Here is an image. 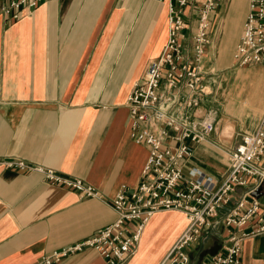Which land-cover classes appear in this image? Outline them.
Returning <instances> with one entry per match:
<instances>
[{
    "label": "crops",
    "instance_id": "1",
    "mask_svg": "<svg viewBox=\"0 0 264 264\" xmlns=\"http://www.w3.org/2000/svg\"><path fill=\"white\" fill-rule=\"evenodd\" d=\"M0 0V158H18L94 185L101 196L47 180L39 170L0 164V264H43L55 248L114 221L110 199L136 185L148 156L135 138L127 97L168 37L165 0H43L30 14L9 19ZM201 0L184 7L183 44L190 54ZM249 0H218L209 12L196 114L210 111L214 129L193 143L184 163L221 180L228 155L264 113V63L240 64L235 49ZM259 163L264 165V155ZM220 214L246 191L264 200V182L248 177ZM187 224L184 212L159 210L147 221L134 254L120 264H161ZM130 225H133L131 223ZM256 222L247 223L249 230ZM189 248V264H207L223 250L228 227L220 221ZM210 241V242H209ZM49 264H109L84 247ZM240 264H264V231L241 240Z\"/></svg>",
    "mask_w": 264,
    "mask_h": 264
},
{
    "label": "built area",
    "instance_id": "2",
    "mask_svg": "<svg viewBox=\"0 0 264 264\" xmlns=\"http://www.w3.org/2000/svg\"><path fill=\"white\" fill-rule=\"evenodd\" d=\"M43 0H6L1 12L9 19L30 14ZM168 4V37L162 51L151 58L143 76L134 84L127 97L129 117L137 125L135 138L148 146V156L139 182L122 186L110 199L117 216L114 221L92 234L66 246L55 248L41 257L43 264L67 253L90 247L109 264H120L135 253L145 225L159 210L184 212L187 224L176 238L161 264H189V247L201 230L222 221L229 231L223 250L211 254L207 264H240L241 240L264 231V200L244 192L236 204L220 214L232 191L239 184L264 182V113L256 127L245 131L241 141L228 155L227 170L221 180L202 170L190 169L184 175V163L193 151V143L203 141L214 129V115L207 111L196 114L185 107L197 106L196 98L182 96L177 90L201 88V60L208 41V15L218 0H201L189 52L183 44L188 24L184 7L191 0H165ZM240 64L264 63V0H249V9L235 49ZM4 167L36 169L53 183L76 190L80 195L101 196L99 190L76 176H62L51 168L29 165L18 158H0ZM256 222L249 230L244 226ZM133 223V225H130Z\"/></svg>",
    "mask_w": 264,
    "mask_h": 264
},
{
    "label": "rangeland",
    "instance_id": "3",
    "mask_svg": "<svg viewBox=\"0 0 264 264\" xmlns=\"http://www.w3.org/2000/svg\"><path fill=\"white\" fill-rule=\"evenodd\" d=\"M213 227H215V226H212V227H209V228H206V229H210V230H211ZM204 230H205V229H202V230H201V233H200L199 236H201L202 234H207V236H208L209 233L211 232V231H210V232L207 233V232L205 231V233H204ZM210 234H211V233H210ZM209 242H210V241H209ZM193 244H194V243H193ZM193 244H191L190 247H191ZM190 247H189V248H190Z\"/></svg>",
    "mask_w": 264,
    "mask_h": 264
}]
</instances>
